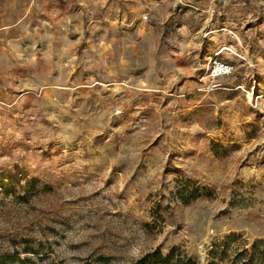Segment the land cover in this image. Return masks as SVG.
Masks as SVG:
<instances>
[{"label":"rangeland","instance_id":"obj_1","mask_svg":"<svg viewBox=\"0 0 264 264\" xmlns=\"http://www.w3.org/2000/svg\"><path fill=\"white\" fill-rule=\"evenodd\" d=\"M105 1L91 23L0 0V264H240L264 240V0Z\"/></svg>","mask_w":264,"mask_h":264},{"label":"crops","instance_id":"obj_2","mask_svg":"<svg viewBox=\"0 0 264 264\" xmlns=\"http://www.w3.org/2000/svg\"><path fill=\"white\" fill-rule=\"evenodd\" d=\"M119 1L121 2L122 0H117V2ZM22 2L24 3L22 4L25 6L24 8H27V10L24 12L25 15L23 16V19L28 17L29 15L31 16L33 14H36L37 19L39 21L42 20L43 22H46V19L51 22H61L62 20L66 22L76 21L78 19L77 17H79V13L77 10L79 4L81 5L80 7L82 9L80 11V16L82 18H85L87 22L90 21L91 23L95 21L93 19L94 13L101 8L105 9L104 12L107 13V16L110 18L114 16L112 14V11H115V9L113 10V5L107 3L105 0H22ZM56 13H60L59 17ZM116 13V18L125 16L124 10H122L120 7L116 10ZM46 15H50V17ZM97 15L102 17V13ZM88 16H91L90 20ZM14 26L15 24L9 26L13 29L12 31H14ZM141 27L145 28L144 24L141 23L138 28L140 29ZM147 31L148 32H145L146 34L150 32V29H147Z\"/></svg>","mask_w":264,"mask_h":264},{"label":"trees","instance_id":"obj_3","mask_svg":"<svg viewBox=\"0 0 264 264\" xmlns=\"http://www.w3.org/2000/svg\"><path fill=\"white\" fill-rule=\"evenodd\" d=\"M235 3V0H231ZM234 1V2H233ZM246 3L245 1H243ZM203 4H209L210 0H201ZM264 246V240L256 242L251 250H243L238 254V259H240V264H264V248L260 250V246ZM183 252L177 253L172 252L165 256L161 252H148L147 254L140 257L133 264H198L196 261L188 256H184ZM246 256V257H244ZM100 261H108L109 258L101 256ZM208 264H216L215 262H210Z\"/></svg>","mask_w":264,"mask_h":264},{"label":"built area","instance_id":"obj_4","mask_svg":"<svg viewBox=\"0 0 264 264\" xmlns=\"http://www.w3.org/2000/svg\"><path fill=\"white\" fill-rule=\"evenodd\" d=\"M234 71V66L224 60L221 59H216L212 62V77L214 79H219L226 77L233 73ZM219 85L218 84H212L211 87L217 88Z\"/></svg>","mask_w":264,"mask_h":264}]
</instances>
